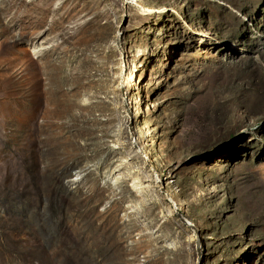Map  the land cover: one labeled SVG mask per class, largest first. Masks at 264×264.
<instances>
[{
  "label": "rangeland",
  "instance_id": "rangeland-1",
  "mask_svg": "<svg viewBox=\"0 0 264 264\" xmlns=\"http://www.w3.org/2000/svg\"><path fill=\"white\" fill-rule=\"evenodd\" d=\"M128 2L0 0V264H264V0Z\"/></svg>",
  "mask_w": 264,
  "mask_h": 264
},
{
  "label": "bare ground",
  "instance_id": "bare-ground-1",
  "mask_svg": "<svg viewBox=\"0 0 264 264\" xmlns=\"http://www.w3.org/2000/svg\"><path fill=\"white\" fill-rule=\"evenodd\" d=\"M141 0H130V2H128L130 5V8H132L135 12H137L140 15H144V16H153V15H162L164 10L161 9L160 7H153V6H148V5H144V3H140ZM187 22H184L185 26L192 31V27L190 28L187 24ZM188 30V31H189ZM196 32V31H195ZM193 34V33H192ZM197 37L199 38L198 40V46L199 48H202L205 46L207 40L206 35L200 33L197 35ZM132 67H130L129 69H127V75L125 76V85L126 86H130V84H135L136 80L134 79V75H136L135 71H136V66L135 64L131 65Z\"/></svg>",
  "mask_w": 264,
  "mask_h": 264
}]
</instances>
